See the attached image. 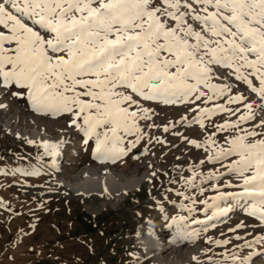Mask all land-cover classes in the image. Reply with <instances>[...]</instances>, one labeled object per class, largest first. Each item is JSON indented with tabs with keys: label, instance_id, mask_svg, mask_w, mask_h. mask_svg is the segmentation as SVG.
I'll return each instance as SVG.
<instances>
[{
	"label": "snow or ice",
	"instance_id": "6c2138e0",
	"mask_svg": "<svg viewBox=\"0 0 264 264\" xmlns=\"http://www.w3.org/2000/svg\"><path fill=\"white\" fill-rule=\"evenodd\" d=\"M0 94L26 100L43 118L67 116L79 142H94L92 156L100 163L122 160L148 135L140 122L151 120L152 110L143 101L191 106L195 115L171 128L198 124L207 131L206 119L226 114L203 143L182 139L203 147L207 163L219 164L235 182L212 184L215 195L204 199L176 195L189 201V213L210 210L208 219L227 213L218 202L247 198V214L264 228V0H0ZM223 132L234 133L225 136L226 147L214 139ZM153 139L165 143L151 136L147 143ZM27 143L42 149L36 159L49 158L47 168L55 169L70 141ZM204 163L181 177L182 187L199 189L201 196L200 184L224 175L197 172ZM16 172L40 174L36 168ZM171 225L179 238L198 235L183 216L171 218ZM206 242L226 249L218 260L208 256L207 264H250L257 254L241 257L227 249L229 239ZM255 245L264 247V235L235 248Z\"/></svg>",
	"mask_w": 264,
	"mask_h": 264
},
{
	"label": "rangeland",
	"instance_id": "374dc122",
	"mask_svg": "<svg viewBox=\"0 0 264 264\" xmlns=\"http://www.w3.org/2000/svg\"><path fill=\"white\" fill-rule=\"evenodd\" d=\"M142 103L152 110V119L140 122L148 135L126 157L112 164L93 159L94 142L89 141L91 147L79 142L81 135L67 127V116L43 118L31 110L26 100L0 94V104L4 105L0 107V264H196L193 256L200 264H207L208 256L218 260V254L226 250L206 242L217 239H229L227 249L238 251L241 257L255 251L250 264H264V247L235 248L253 236L264 235V228L247 214V198L218 202L228 209L227 213L208 219L210 210L189 213L184 207L191 206L189 201L176 195L181 191L204 199L215 195L212 184L235 182L234 175L219 164L207 163L208 153L203 147L196 149L182 139L203 143L209 133L216 131L213 124L223 123L226 114L206 119L207 131L198 124L171 128L181 117L190 120L195 115L189 110L191 106ZM148 124L158 127L148 128ZM165 125L171 128L167 133L163 131ZM176 132L181 135H173ZM230 135L234 133H218L214 139L226 147L224 138ZM148 136L165 143L153 139L149 144ZM36 138L39 142L70 141L55 169L47 168L49 158L45 157L44 162L36 159L42 149L27 143ZM201 160L205 163L197 172L224 173L218 180L203 184L197 177L205 190L203 196L199 189L181 186V177H190L188 169ZM16 168H36L40 174L13 175ZM106 175L113 180L112 189L83 188L86 176L101 180ZM177 216L185 217L188 231L198 235L179 238L177 226H167ZM239 224L247 227L237 228ZM237 235L243 239H234Z\"/></svg>",
	"mask_w": 264,
	"mask_h": 264
},
{
	"label": "bare ground",
	"instance_id": "6f19581e",
	"mask_svg": "<svg viewBox=\"0 0 264 264\" xmlns=\"http://www.w3.org/2000/svg\"><path fill=\"white\" fill-rule=\"evenodd\" d=\"M34 140L39 142L38 138ZM112 181L113 180L111 179L109 175H106V177L101 180H96V179L89 178L86 176L82 185H83V188L87 191H95V190H98V188L112 189V184H113Z\"/></svg>",
	"mask_w": 264,
	"mask_h": 264
}]
</instances>
